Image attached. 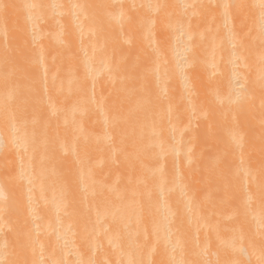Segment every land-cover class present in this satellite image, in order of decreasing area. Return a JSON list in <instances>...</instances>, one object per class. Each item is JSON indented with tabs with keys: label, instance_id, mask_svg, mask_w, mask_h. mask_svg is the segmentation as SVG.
<instances>
[{
	"label": "bare ground",
	"instance_id": "bare-ground-1",
	"mask_svg": "<svg viewBox=\"0 0 264 264\" xmlns=\"http://www.w3.org/2000/svg\"><path fill=\"white\" fill-rule=\"evenodd\" d=\"M0 264H264V0H0Z\"/></svg>",
	"mask_w": 264,
	"mask_h": 264
}]
</instances>
